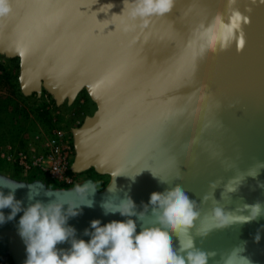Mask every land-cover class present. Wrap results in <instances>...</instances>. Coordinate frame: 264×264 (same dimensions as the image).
I'll use <instances>...</instances> for the list:
<instances>
[{"label":"water","instance_id":"95a60500","mask_svg":"<svg viewBox=\"0 0 264 264\" xmlns=\"http://www.w3.org/2000/svg\"><path fill=\"white\" fill-rule=\"evenodd\" d=\"M95 2L10 0L11 12L0 18V61L19 60L17 81L24 97H40L44 91L57 106H70L85 91L95 104L94 113L71 129L70 171L93 170L109 177L103 189L93 178L60 188L45 176H27L0 165V191L7 195V187L24 185L15 191V198L25 208L30 203L28 185L39 191L35 200L43 203L55 197L79 202L77 187L95 191L88 196L93 207L82 206L81 214L68 220L76 238L85 242L90 236L83 233L91 231L93 220L103 226L126 219L118 213L104 215L100 204L110 197L130 196L142 211L153 192L180 184L199 204L209 184L220 180L214 194L219 201L228 179L255 161H264V4L260 0H238L235 5L250 17L244 27V49L237 52L233 44L203 59H193L191 49L185 51L187 36L194 25H206L217 13H226V0H176L170 14L155 22L152 18L147 27L136 22L131 30H125V17L112 16L121 14L123 0ZM107 3L115 5L112 11L97 15ZM229 164L235 166L228 168ZM258 179L264 182V170ZM256 185L249 178L230 201L220 203L227 210H234L241 197L249 204L264 203V189ZM210 206L211 201L202 207L207 211ZM3 211L6 217L10 214V209ZM22 215L0 225V264H24L27 258L18 234ZM136 222L139 233L141 222ZM258 231L261 239L256 243ZM245 241L244 255L253 264H264V216L215 231L203 242L197 239L196 246L223 253ZM70 247L68 242L57 245L62 250Z\"/></svg>","mask_w":264,"mask_h":264},{"label":"clouds","instance_id":"9594fccd","mask_svg":"<svg viewBox=\"0 0 264 264\" xmlns=\"http://www.w3.org/2000/svg\"><path fill=\"white\" fill-rule=\"evenodd\" d=\"M98 3L99 0H96L95 4ZM175 3L176 0H123L121 14L112 16L125 17V30L134 29L136 22L147 27L152 18L170 14ZM237 3L238 0H228L226 13H217L209 23L199 26L192 45L194 59H203L208 53L223 52L233 44L237 52L244 49V27L250 23V17L235 7ZM260 3L264 4V0H260ZM114 7L112 3L103 4L97 15H107ZM10 12V0H0V18ZM234 166L229 164L228 168ZM262 170L264 161L257 160L247 170L239 171L223 184L219 201L214 194L221 184L220 180L209 184V191L202 196L199 204L189 198L180 184L164 192H153L148 203L142 205V211L137 210L130 196L125 195V198L119 200L110 197L100 204L104 215L118 213L126 219L103 226L100 220H93L91 231L85 229L83 233L90 236L88 242L76 238V230L68 226V220L80 215L82 206L93 207L94 201L88 196L95 191L77 187L75 192L82 197L79 202L55 197L43 203L35 200L39 191L33 192L28 185L27 199L30 203L25 208L22 207L23 202L15 198V191L24 185L11 188L4 185L10 191L7 195L0 191V225L23 213L18 223V234L26 246L27 258L24 264H209L210 260L214 264H253L250 257L244 255L246 241L223 253L198 248L196 241L199 239L203 242L215 231L242 226L264 216V203L260 201L249 204L243 202L241 197L234 210H227L220 203L225 199L230 201L232 195L238 193L249 178L256 180V186L264 189V182L258 179ZM161 182L167 183L163 180ZM45 195L49 196L48 192ZM209 201L211 206L205 211L202 206ZM4 209H10L7 217ZM137 220L141 222L139 233ZM260 239L258 231L254 240L259 243ZM65 242L70 243V249L57 248L58 244Z\"/></svg>","mask_w":264,"mask_h":264},{"label":"rangeland","instance_id":"374dc122","mask_svg":"<svg viewBox=\"0 0 264 264\" xmlns=\"http://www.w3.org/2000/svg\"><path fill=\"white\" fill-rule=\"evenodd\" d=\"M18 74V59L1 58L0 76L7 75L9 84L0 85V151L7 145L24 148L37 134H50L52 131L64 133L72 145L71 129L83 124L85 117L91 116L96 110L86 92L82 91L70 106H57L52 96L44 91L40 97L35 94L24 97L19 91ZM0 165L7 169L13 168L2 163ZM89 171L79 174L82 180L93 178L99 189L108 184L109 177L88 173ZM49 184L65 187L50 179Z\"/></svg>","mask_w":264,"mask_h":264},{"label":"built area","instance_id":"2783aa9c","mask_svg":"<svg viewBox=\"0 0 264 264\" xmlns=\"http://www.w3.org/2000/svg\"><path fill=\"white\" fill-rule=\"evenodd\" d=\"M74 150L62 132L37 134L24 148L10 145L0 151V162L10 165L27 176L46 174L48 178L65 187L71 186L82 176L70 171Z\"/></svg>","mask_w":264,"mask_h":264},{"label":"snow or ice","instance_id":"6c2138e0","mask_svg":"<svg viewBox=\"0 0 264 264\" xmlns=\"http://www.w3.org/2000/svg\"><path fill=\"white\" fill-rule=\"evenodd\" d=\"M226 2L228 3V0H226ZM159 19V17H154L153 21L155 22V20ZM165 19H168L167 17H165ZM210 22V21H209ZM137 24H139V22H137ZM202 24H197L194 25L193 28L190 30L188 36H187V40H186V44H185V51L188 52L189 49H191L190 51V55L193 57V53H192V45H193V41L195 38V34L199 28V26ZM194 59V58H193Z\"/></svg>","mask_w":264,"mask_h":264},{"label":"trees","instance_id":"16d2710c","mask_svg":"<svg viewBox=\"0 0 264 264\" xmlns=\"http://www.w3.org/2000/svg\"><path fill=\"white\" fill-rule=\"evenodd\" d=\"M5 84H9V78H8L7 75H1L0 76V85L4 86ZM88 173H92L93 174V170H90Z\"/></svg>","mask_w":264,"mask_h":264},{"label":"crops","instance_id":"0c3cea01","mask_svg":"<svg viewBox=\"0 0 264 264\" xmlns=\"http://www.w3.org/2000/svg\"><path fill=\"white\" fill-rule=\"evenodd\" d=\"M8 169L11 170V171H13V172H15V173H18L17 170H16L15 168H14V169H13V168H8ZM39 176H45V177L48 178V176H47L46 174H45V175H44V174H41V175H39ZM48 179H49V178H48Z\"/></svg>","mask_w":264,"mask_h":264}]
</instances>
